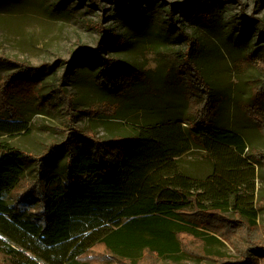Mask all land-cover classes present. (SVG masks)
Returning a JSON list of instances; mask_svg holds the SVG:
<instances>
[{
	"label": "trees",
	"instance_id": "trees-1",
	"mask_svg": "<svg viewBox=\"0 0 264 264\" xmlns=\"http://www.w3.org/2000/svg\"><path fill=\"white\" fill-rule=\"evenodd\" d=\"M77 1L91 8L110 2L120 9L127 0ZM130 2L135 9V0ZM105 32L115 49L124 47L113 29ZM87 50L98 62L86 69L99 68L95 85L110 99L88 107L93 121L135 114L143 121L107 138L98 136L94 122L86 132L62 130L54 151L36 155L15 141L30 132L22 106L41 113L37 98L45 97L48 104L63 100L69 118H75V96L45 83L41 67L21 65L26 75L0 79V264H97L89 258L95 251L104 252L107 262L183 264L190 252L186 238L200 242L203 258L231 259L214 249L224 246L218 237L232 243L218 228L233 224V215L258 237L259 207L251 193L255 166L264 157L222 122V106L228 107L230 98L211 93L199 46L187 45L186 52L199 57L190 62L185 53L182 71L174 76L161 68L154 76L136 67L116 75L117 58ZM254 63L264 84V59ZM250 91L264 92V85L257 90L252 85ZM166 94L171 106L166 100L162 110L150 108V99ZM263 96L236 106L264 136ZM165 108L169 114L163 115ZM195 149L203 156L199 165L188 160ZM216 222H222L218 228Z\"/></svg>",
	"mask_w": 264,
	"mask_h": 264
},
{
	"label": "rangeland",
	"instance_id": "rangeland-1",
	"mask_svg": "<svg viewBox=\"0 0 264 264\" xmlns=\"http://www.w3.org/2000/svg\"><path fill=\"white\" fill-rule=\"evenodd\" d=\"M130 1L117 9L110 2L91 8L77 0H0V79L26 75L21 65L41 67V72L46 74L45 83L54 89L61 87L67 96L76 99L75 118H69L63 100L48 104L45 97L37 98L41 113L29 105L22 106L29 118L30 132L16 138L17 145L39 155L50 149L54 151L52 146L59 145L63 139L62 130L69 132L76 127L86 132L94 122L98 136L107 138L112 133L126 134L139 120L143 121L142 115L137 114L93 121L95 117L88 107L110 99L95 85L99 68L94 72L86 69L87 65L98 62L90 60L87 49L97 51L105 59L117 58L121 63L113 68L116 75H128L129 67H136L154 76L161 68L174 76L182 71L179 67L185 53L190 62L199 57L193 50L186 52L187 45L193 41L203 56L200 67L208 73L213 85L211 93L230 98L228 107L222 106V122L230 123L245 137L249 147L264 157V136L236 106L237 101L249 106L256 95L264 94L250 91L252 85L255 90L264 85L254 67L257 59H264V0H135L136 10ZM108 29L123 39V48L113 47L106 36ZM81 47L84 49L80 50ZM169 95L150 99V108L162 110ZM11 102L17 101L11 98ZM165 110L163 115L168 113ZM105 121L111 124H103ZM256 159L263 161L260 156ZM188 160L195 165L204 162L197 149ZM47 167L51 171V166ZM253 187L251 194L259 207L258 237L250 236L252 232L240 227L242 223L234 222L232 215L233 224L219 228L217 225L222 222L215 224L218 232L232 243L218 237L224 246L214 248L231 259L203 258L200 242L186 238L190 252L189 257L182 259L183 264H239L249 260L264 264V163L255 166ZM104 256H107L104 252L95 251L89 258L97 264H122L116 260L107 262ZM147 259L152 263L150 256Z\"/></svg>",
	"mask_w": 264,
	"mask_h": 264
}]
</instances>
